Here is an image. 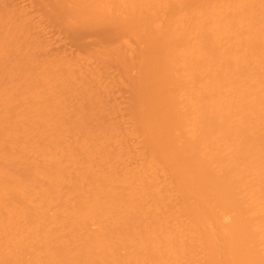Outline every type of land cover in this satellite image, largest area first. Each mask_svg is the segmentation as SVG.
<instances>
[{
	"label": "bare ground",
	"instance_id": "bare-ground-1",
	"mask_svg": "<svg viewBox=\"0 0 264 264\" xmlns=\"http://www.w3.org/2000/svg\"><path fill=\"white\" fill-rule=\"evenodd\" d=\"M2 1L0 264H264V0Z\"/></svg>",
	"mask_w": 264,
	"mask_h": 264
},
{
	"label": "rangeland",
	"instance_id": "rangeland-1",
	"mask_svg": "<svg viewBox=\"0 0 264 264\" xmlns=\"http://www.w3.org/2000/svg\"><path fill=\"white\" fill-rule=\"evenodd\" d=\"M1 1H2V0H1ZM1 1H0V2H1ZM2 2H4V1H2ZM2 2L0 3V5L2 4V5H1V6H2V10L5 11V9L7 8V11H6V12H8V10H9V12L12 13V12H11L12 9H10L12 6L9 5L8 7L11 6L10 8H8V7L5 6V9H3V8H4V7H3V4H4V3H2ZM6 2H8V1H6ZM6 2H5V4H6ZM9 2H11V4H12V0H11V1L9 0ZM51 2H52L51 0H42V3H43L42 5L46 6V8H47L49 11H52V12L54 11L53 9H55V8H57V7L59 8L58 5L61 4V3H62L63 5H65V6L67 7V9H70L69 6H70L71 4L68 5L67 2H66V4H65V2H64V3H63L62 1L60 2L59 0H58V2L56 1L57 4H56V2H54V3L57 5V7H56L55 4L52 6V5H51ZM69 3H70V2H69ZM9 4H10V3H9ZM60 6H61V9H62V5H60ZM66 7H65V9H66ZM0 9H1V8H0ZM65 9H63V10H65ZM10 10H11V11H10ZM4 11H3L2 13H4ZM33 11H34V10H33ZM0 12H1V10H0ZM9 12H8V13H9ZM36 12H37L38 14H36ZM40 12H41V11L38 12V11L35 10L34 14L39 15V14H41ZM31 13H32V12H31ZM11 15H12V14H11ZM42 15L44 16L45 14H41V16H42ZM50 15H51V14H50ZM56 15H57V16H56ZM41 16H40V17H41ZM52 16H54V18H56L57 20H58V19L61 20V17H62V20H61V21H63V22L65 23V24H64V23H62V22H60V21L58 20V21H59V24H61V26H62L63 28H65L63 31L60 30L61 32H64V35H65V36H62L63 34H61L60 36H62L63 38L65 37V38H64V40H66V41H64V45H65V46H63L62 48L65 47V48L68 49V52H67V55H68V56H70L71 53L74 54L73 52H74L75 50L77 51V50H78V47H79V48L81 47V49H82L83 47L86 48L85 45H86V46H89V45H90V46H93V45H95V44H96V45H99V43L97 42V41H98L97 38L100 37V36H102V34L99 33V31H103L105 28L103 29V27H102L101 29H103V30H100V29H99V31H98V30L96 29L97 27L95 26L96 28H93V29H95V31H94L93 29H92V30H89L90 32L88 31V33L84 32V30L81 31L83 28H81V27H79L78 25H76V23L78 24V22H81V21H80L81 18L78 17V18H79V21H78V22H77L76 20H75L76 23H74V21H73V23H72V21L70 22L71 24H74V26H75V25L78 26L77 29H72V30H71V27L69 28V26H73V25H70V23H69V25H67L69 20H68V18H67L68 21H67V23H66V18H65V20H64V18H63L64 15H63V16L61 15V17H60V15L57 14V13L54 11ZM74 17H75V16H74ZM72 18H73V17H72ZM72 18H70V19H72ZM76 19H77V17H76ZM77 20H78V19H77ZM124 20H125V19H124ZM80 24H81V23H79V25H80ZM48 25H49V23H48ZM48 25H47L46 27L49 28V30H50L51 26H50V25L48 26ZM67 26H68V27H67ZM76 26H75L74 28H76ZM104 27H105V26H104ZM53 28H54V27H53ZM53 28H52V33H50L51 30H50V31L47 30V32L44 33L46 36H45V35H44V36H45V37H49V35L52 34V35H51V36H53L52 38H54V36L56 37V35H57L56 32H55V33H53V32H54V30H55V31H57V30H56L55 28H54V30H53ZM59 28H60V27H59ZM79 28H80V29H79ZM85 28H86V27H85ZM89 28H90V27H89ZM61 29H62V28H61ZM90 29H91V28H90ZM65 30H68V33H70V34L72 33L71 31L74 30V31H73V32H74V35H75V37L78 39L77 44H75V45H76L75 47H77V49H76V48L74 47V45H73V47H74L75 49H73V50L70 49L71 52L69 51V48H70V47H69L68 45H67L68 47H66V44L68 43V39H66V35H67V34L65 33ZM125 31H126V30H125ZM46 33H48V36H47ZM49 33H50V34H49ZM57 33H58V32H57ZM124 33H125V32H124ZM125 34H128V36H125V37H128V39H129V37H130L129 35L131 34V39H129L130 42H131V41H132V38H133V34H132V32H131V33H130V32H129V33H125ZM148 34H149V33H148ZM92 35H93V36H92ZM94 35H95V36H94ZM51 36H50V37H51ZM90 36H92V37H90ZM123 36H124V35H123ZM149 36H150V34H149ZM149 36H148L147 33H146V35H145L144 37L147 39ZM50 37H49V39L52 40V42L55 41L54 43H56V38H54V39H55V40H54V39H52V38H50ZM88 37H89V38H88ZM95 37H96L97 40H96V39L94 40ZM59 38H61V37H57V39H58L59 41H60L61 39H63V38H61V39H59ZM86 38H88V41H90V38H91L92 41H90V42L87 41V42H86V40H85ZM145 38H143V42L145 41V40H144ZM149 38H151V36H150ZM58 40H57V41H58ZM93 40H94L95 42H94ZM149 40H150V39H148V41H149ZM80 41H81V43H80ZM102 41H103V40H102ZM133 41H134V38H133ZM133 41H132V42H133ZM148 41H145V42H148ZM52 42H51V43H52ZM134 42H135V41H134ZM145 42H144V43H145ZM54 43H52V44H54ZM62 43H63V41H62ZM62 43L59 42V44H58V45H60V48H61V44H62ZM65 43H66V44H65ZM52 44H51V47H52ZM133 44H134V43H133ZM147 44H149V42H148ZM147 44H146V45H147ZM62 45H63V44H62ZM79 45H80V46H79ZM83 45H84V46H83ZM96 45L93 46V48L96 47ZM144 45H145V44H144ZM146 45H145V46H146ZM148 46H149V45H148ZM51 47H50V48H51ZM54 47L56 48V45L53 46L52 48L54 49ZM73 47H71V48H73ZM62 48H61V49H62ZM88 48H89V47H88ZM96 48H97V47H96ZM57 49H59V48H57ZM67 49H66V50H67ZM81 49H79L80 52L82 51ZM97 49H98V48H97ZM97 49H95V50H97ZM51 50H52V49H51ZM54 50H56V49H54ZM59 50H60V49H59ZM87 50H88L87 48L84 49V51H85L84 53H86ZM90 50H91V49H90ZM92 50H93V49H92ZM95 50H93V51H95ZM52 51H53V50H52ZM76 51H75V53H76ZM53 52H54V51H53ZM69 52H70V55H69ZM78 52H79V51H77V54H82V52H81V53H78ZM84 56H86V54H84ZM156 67H157V66H156ZM158 67H159V65H158ZM158 67H157V68H158ZM159 68H160V67H159ZM159 68H158V69H159ZM158 69H157V70H158ZM160 69H161V68H160ZM158 71H159V70H158ZM151 76H152V75H151ZM152 77H153V76H152ZM150 79H151V77L149 78V80H150ZM153 79H154V77L152 78V80H153ZM152 80H151V81H148V82H153ZM145 83H147V82L145 81V82H144V85H145ZM154 83H157V82H154ZM152 85H153V83H152ZM158 85H159V84L157 83V86H158ZM150 86H151V85H150ZM157 86L154 85L153 87L151 86V88H154V87H155L156 89H159V88H157ZM160 86H161V85H160ZM145 87H146V86H145ZM158 87H159V86H158ZM146 88H147V87H146ZM146 88H145V89H146ZM148 88H149V87H148ZM151 88H150V89H151ZM155 88H154V89H155ZM121 89H122V90H123V89L126 90L127 88H126V87H125V88H122V87H121ZM121 89H120V92L122 91ZM145 89H144V91H145ZM150 89H148V90H150ZM154 89H152V90L154 91ZM148 90H147V91H148ZM152 90H151V91H152ZM132 91H133V90H130V91H129V90L123 91L124 93H125V92H129L128 94H125V95H127V96L122 95L123 92H122V94L120 93L121 96H123V98H126V99H124V101L126 100V101H125V106L123 105V104H124V103H123V102H124L123 99H121V100H122L121 102H122L123 104L120 102L119 105L122 104V106H120V107L118 106L119 109L121 110V112L117 111L119 114H118V115H115V116H117V117H115V119H116V118H117V119L119 118V119H120V122H121V117H122L123 115L129 117V115L131 114L130 112H131L132 110H131L130 112L127 111V112L130 113V114H128V113L126 112V107H129V104H130V103H132L131 105H133V104H134L133 102H135V100H136L135 92H134V95H135V96H134V95H132V94H133ZM147 91H145V92H147ZM130 92H132V93L130 94ZM148 92H149V91H148ZM143 93H144V92H143ZM153 93H154V92H152V93L150 94V92H149L150 95H153ZM155 93H157V90L155 91ZM145 94H146V93H145ZM149 94H148V95H149ZM148 95H147V96H148ZM159 95H160V94H158V96H159ZM128 96H133V98H132V97H129V99H127ZM158 96L155 95V97H157V98H158ZM160 96H161V95H160ZM134 97H135V98H134ZM145 97H146V95H145V96L143 95V100H144V101H145L146 99H148V98L145 99ZM149 97H150V96H149ZM121 98H122V97H121ZM131 98H132V99H131ZM151 98H153V97L151 96ZM151 98H149V100H150ZM157 98H156V99H157ZM159 98H160V100H161V99L163 100V101L161 100L163 103H165L163 98H165V99L167 100L166 96H163V98H162V96H161V97H159ZM130 99H131V100H130ZM133 99H135V100H133ZM143 100H141V101H143ZM154 100H155V98H154ZM166 100H165V101H166ZM127 101H128V102H127ZM129 101H130V102H129ZM131 101H132V102H131ZM141 101H140L139 103H141ZM152 101H153V99H152ZM152 101H151V102L149 101V103H151V105L153 104V105L155 106V104L157 105V103H158L159 100H158V101L156 100L157 102H156V101H153V102H152ZM154 102H155V104H154ZM159 102H160V101H159ZM149 103H147L148 105H147V106L145 105V107H147V108H148V106L150 107V104H149ZM163 103H161V104L163 105ZM126 104H127L128 106H126ZM158 104H159V103H158ZM131 105H130V106H131ZM159 105H160V104H159ZM137 106H138V105H137ZM118 107H117V108H118ZM121 107H122V108H121ZM123 107H124V109H123ZM133 107H134V106H133ZM130 108H132V107H130ZM147 108H146V111L149 110V109H147ZM150 108H151V107H150ZM138 109H140V108H138ZM122 110H123V111H122ZM127 110H129V108H127ZM134 110L136 111V109H134ZM143 110H145V109L143 108ZM150 110H151V109H150ZM117 112H116V113H117ZM124 112L127 113L128 115H127V114H123ZM133 112H134V111H133ZM136 112H137V113L140 112L139 114H141V111H139V112L136 111ZM144 112H145V111H144ZM141 115H142V114H141ZM135 116H136V113L134 112V115L132 116V118H134L135 120H137L136 118H138V117L136 116V118H135ZM140 117H141V116H139L138 122H140V121H139V120H140ZM125 118H127V117H125ZM125 118H124V119H125ZM130 118H131V116H130ZM141 118H142V117H141ZM130 120H131V122L134 121V120H132V119H130ZM116 121L118 122L119 120H115V122H116ZM122 121H123V119H122ZM125 121L128 122L129 120H125ZM125 121H124V122H121V123L124 124ZM141 121H142V119H141ZM120 122H118V123H120ZM134 122H135V121H134ZM138 122L136 121L135 123L138 124ZM118 123H116V126H117V127H116V126H115V127H116V129L118 128V131H119V129L122 127L123 124L121 125V123H120V124H118ZM132 124H134V123H132ZM136 124H134V125H135V128L138 126V125L136 126ZM124 125H125V124H124ZM129 125H131V124H128V126H127V123H126L125 126H127L128 128H131V126H129ZM134 125H133V126H134ZM119 127H120V128H119ZM128 128L123 127V129H128ZM123 129H120L121 132H122V134H123ZM132 129H133V127H132ZM124 131H125V130H124ZM125 133H126V132H125ZM126 134H127V133H126ZM136 134H139V133H136ZM123 135H125V134H123ZM123 135H120L122 139H123V137H124V139L131 141L132 138H133V137H131V138H130L131 140H130L128 134H127L128 136H127V135L123 136ZM140 136H141V138L143 139L142 135H140ZM125 137H127L128 139L125 138ZM134 137H135V138H133V139L135 140V139H136V136H134ZM122 139H121V140H122ZM124 139L122 140V142L124 141ZM121 140H120V143H121ZM129 141H128V142H129ZM144 141H145V139H144ZM125 142H127V141H125ZM128 142H127V143H128ZM133 142H135V146H136V142H137V141H133V140L131 141L130 145H131ZM139 142L141 143V144H139V145H141V146L144 145L143 140L141 141V139H139ZM139 142H138V143H139ZM145 142H146L145 144H148L147 141H145ZM123 143H124V142H123ZM138 143H137V144H138ZM142 143H143V145H142ZM121 144H122V143H121ZM124 145H125V143H124ZM124 145H123V146H124ZM126 145H128V144H126ZM130 145H129V146H130ZM133 146H134V143H133L132 147H133ZM141 146L138 147V145H137V147H138L139 149H140V148H143V147H141ZM130 147H131V146H130ZM132 147H131V148H132ZM144 147H145V146H144ZM124 148H126V147H124ZM127 148H129V147L127 146ZM143 149H144V148H143ZM154 154H155V153H154ZM156 154H157V153H156ZM158 154L161 155L160 153H158ZM154 156H155V159L157 158V159H158L157 161L160 162V158H161V157H159L158 155H157V156L154 155ZM162 164H164V163L161 161V165H162ZM163 167H165V164L162 166V168H163ZM163 169H164V168H163ZM166 169H168V168L165 167V170H166ZM165 172H167V171H165ZM165 172H164V173H165ZM166 174H168V172H167ZM166 174H165V177H166ZM163 175H164V174H162V176H163ZM162 176H161V177H162ZM167 176H168V175H167ZM170 176H171V175H170ZM163 177H164V176H163ZM165 177L163 178L164 180L162 179L163 181H165V179L169 178V177H166V178H165ZM170 178H171V177H170ZM170 178H169V179H170ZM167 180H168V179H167ZM167 180H166V181H167ZM163 181H162V182H163ZM163 183H164V182H163ZM176 184H177V183H176ZM176 184H173V187H174V185H176ZM179 186H180V188L183 187V186H181V185H179ZM173 187H172V188H173ZM177 188L180 190V188H179L178 186H177ZM178 189H174V190H177V192H179ZM184 189H185V188H183L182 191H183V193H185V194H183L181 191L179 192V195H182V194H183V195L181 196V197H182V201L180 200L181 197H178L179 195L176 194V195H177L176 198H178L177 200H178V201L180 200L179 205H180V207H182L181 210L183 209V206H184V205L181 206V204H183V203L185 202V201L183 202V200H185L184 196L186 195V190H184ZM174 190H173V191H174ZM177 192H176V193H177ZM173 193H174V192H173ZM174 197H175V196H174ZM176 198H174V199H176ZM183 198H184V199H183ZM176 202H177V201H176ZM181 202H183V203H181ZM180 203H181V204H180ZM177 204H178V202H177ZM180 207H178V209H179ZM181 210L179 209V212H180V213L182 212L181 214H183V213H184V209H183V211H181Z\"/></svg>",
	"mask_w": 264,
	"mask_h": 264
}]
</instances>
